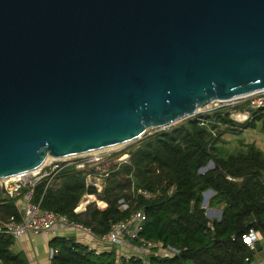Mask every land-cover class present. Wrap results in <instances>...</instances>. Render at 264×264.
I'll use <instances>...</instances> for the list:
<instances>
[{
  "label": "water",
  "instance_id": "water-1",
  "mask_svg": "<svg viewBox=\"0 0 264 264\" xmlns=\"http://www.w3.org/2000/svg\"><path fill=\"white\" fill-rule=\"evenodd\" d=\"M263 89L264 0H0V179Z\"/></svg>",
  "mask_w": 264,
  "mask_h": 264
},
{
  "label": "trees",
  "instance_id": "trees-1",
  "mask_svg": "<svg viewBox=\"0 0 264 264\" xmlns=\"http://www.w3.org/2000/svg\"><path fill=\"white\" fill-rule=\"evenodd\" d=\"M250 113L249 120L238 123L227 108H216L157 129L118 152L128 153L129 159L108 167L100 193L85 184L90 169L66 165L50 187L46 188L44 180L35 185L34 200L43 209L90 226L95 235L106 233L134 208L142 209L145 220L138 234L148 241L170 245L179 253L169 258L131 259V264H253L256 249L248 248L241 236L250 229L264 236V152L253 143L226 155H220L216 148L219 126L241 132L261 122L260 129L264 130V108ZM209 161L213 167L200 173ZM132 185L154 196L146 199L137 195L133 208L120 209L118 199H129ZM209 189L214 195L208 206L222 203L219 220L210 219L202 208V193ZM84 193L95 194L96 199L84 214L77 215L73 209ZM15 213L13 200L0 190V216ZM13 242L9 235L0 234V264H26L21 252L12 251ZM48 246L53 250L49 264H116L115 251L97 253L71 234L51 236Z\"/></svg>",
  "mask_w": 264,
  "mask_h": 264
},
{
  "label": "built area",
  "instance_id": "built-area-1",
  "mask_svg": "<svg viewBox=\"0 0 264 264\" xmlns=\"http://www.w3.org/2000/svg\"><path fill=\"white\" fill-rule=\"evenodd\" d=\"M214 103L219 104H216L213 109L227 108L229 114L235 115L236 119L247 121L251 116V110L264 108V89L228 100H216ZM76 157L80 159L72 160ZM128 159L129 154L126 152L105 154L103 150L92 151L74 157H52L48 162L41 164L30 172L11 176L5 182L0 183V190L2 191V188H4L3 196L13 200L16 206V213L4 217L0 216V234L12 237L14 242L11 248H13L21 242L23 236L39 234L50 239L53 235L66 236L65 234L71 231L78 242L87 245L89 249H93L97 253H101L103 250L110 251L113 248L117 255L116 264H131V259L145 261L152 256L169 258L178 254L179 250L174 247L170 245L163 246L158 241H148L138 234V230L145 220L142 209L134 208L127 217L112 224L106 233L95 235L90 226L53 210L43 209L39 201L34 200L35 185L44 180L46 188L50 187V185L58 181V174L66 165L73 164L79 170L85 168L97 169V166L104 165L106 167H103L102 170L106 177L110 165H118L122 162H127ZM90 171L85 177V184L94 186L97 193H100L104 188L103 179H101L103 176L97 175L94 169H90ZM227 178L233 180L231 177ZM130 194L131 197L129 199H118V207L120 209L126 210L130 206L133 208L136 202L132 200L137 195L146 199L154 196L152 192L150 193L148 190L135 185L131 186ZM95 199V194L84 193L73 212L77 215L84 214L87 206L93 203ZM81 204L83 206L79 209ZM248 231L241 236V240L244 243L243 238L251 236V244H244L251 250L256 249L255 244L258 241V233L253 229ZM91 238L97 245L90 241ZM52 252V248H49V258L52 257ZM245 259L247 260V258Z\"/></svg>",
  "mask_w": 264,
  "mask_h": 264
},
{
  "label": "rangeland",
  "instance_id": "rangeland-1",
  "mask_svg": "<svg viewBox=\"0 0 264 264\" xmlns=\"http://www.w3.org/2000/svg\"><path fill=\"white\" fill-rule=\"evenodd\" d=\"M219 104V103H216ZM216 104L213 103H209L208 105H205L201 108H199L198 112L196 114H199L200 112H204V111H209L212 110ZM187 118V117H186ZM185 118H183L182 120H184ZM231 119L234 120L235 122L238 123H243L246 120H238L235 118V115H231ZM182 120H179L177 122H174L170 125H167L166 127L163 128H149L148 130H146L144 132V134H142L140 137L133 139L132 141L129 142H125L121 145L115 146L114 148H105L103 151L105 152V154H116V152H121V151H126V149H128L129 147H132L134 144L138 143L139 140H141L142 138L146 137L147 135H149L150 133L156 131L157 129H166L169 126H174L177 125L179 123L182 122ZM261 127V122H257L255 128H250V129H245L241 132H235V131H228V129L224 126H219V131H221V136L220 139L217 141L216 143V148H218V153L221 154H230V153H234V151L237 150H243L246 148L247 145H250L251 143H253L256 147H258L260 150H262L264 152V130L260 129ZM80 159L79 157L73 158L72 160H78ZM103 167H106L104 165H100L97 166V169L95 168H90V169H94L97 175H102L103 177L101 179L103 185L105 184V176L103 173ZM209 168V167H208ZM202 171V170H201ZM201 173V172H200ZM105 186V185H104ZM214 195V192L212 193H202V199H205V202L202 204L205 206V213L206 215H208L210 217V219H216L219 217V215H217L218 210L221 209V205L222 203H219L217 207H215V211L213 210L212 207L208 206V203L211 200V197ZM212 208V209H210ZM83 218V217H82ZM68 234V233H66ZM261 237H263L262 235L258 234V241L257 242H262ZM43 237L40 235H34L33 236V241L32 244H37V247H40V245L43 243ZM262 246V250L258 251L255 250V252L259 253L261 255H264V244H261ZM39 250V248H38ZM112 251H114V249H111ZM114 256L116 257V251L114 252ZM26 264H29L28 262H26Z\"/></svg>",
  "mask_w": 264,
  "mask_h": 264
},
{
  "label": "crops",
  "instance_id": "crops-1",
  "mask_svg": "<svg viewBox=\"0 0 264 264\" xmlns=\"http://www.w3.org/2000/svg\"><path fill=\"white\" fill-rule=\"evenodd\" d=\"M82 206H83V204L80 205V207H82ZM212 208H210V209H212ZM213 210L215 211V207L213 208ZM216 219H218V218H216ZM70 234L73 235V232L69 231L68 234H65V235L68 236ZM34 235H39V234H34ZM34 235L23 236L21 239V242L18 243V245L16 244V246L12 248V251L21 252L25 257L26 262H28L29 264H49V259H50L49 254H48V249H49L48 240H49V238L46 236L40 235L43 237L42 238L43 243L40 245V247H37V244H34V245L32 244V241H33L32 238ZM261 240H262V242H256V244H255V248L258 251H261L263 249L261 247L262 246L261 244H264V236L261 237ZM90 241L93 244L97 245L92 238L90 239ZM38 248H39V250H38ZM253 264H264V255H261L260 252L259 253L255 252V254L253 256Z\"/></svg>",
  "mask_w": 264,
  "mask_h": 264
},
{
  "label": "bare ground",
  "instance_id": "bare-ground-1",
  "mask_svg": "<svg viewBox=\"0 0 264 264\" xmlns=\"http://www.w3.org/2000/svg\"><path fill=\"white\" fill-rule=\"evenodd\" d=\"M121 144H123V143H119V144H116V145H113V146H108V147H103V148H99L98 150H93V152H97V151H99V150H104L105 148H114L115 146H118V145H121ZM52 157H46V159H45V161H44V163L45 162H48L49 161V159H51ZM13 177V176H12ZM9 178H11V177H7V178H3V179H0V183H3V182H5L6 181V179H9ZM81 207H79V209H80Z\"/></svg>",
  "mask_w": 264,
  "mask_h": 264
},
{
  "label": "clouds",
  "instance_id": "clouds-1",
  "mask_svg": "<svg viewBox=\"0 0 264 264\" xmlns=\"http://www.w3.org/2000/svg\"><path fill=\"white\" fill-rule=\"evenodd\" d=\"M244 243L245 244H251V242H252V237L251 236H245L244 238Z\"/></svg>",
  "mask_w": 264,
  "mask_h": 264
}]
</instances>
